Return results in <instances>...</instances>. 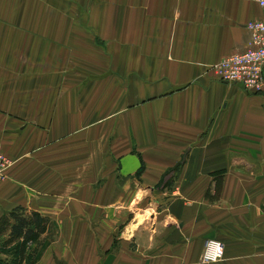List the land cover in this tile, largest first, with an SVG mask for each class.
<instances>
[{
  "label": "crops",
  "instance_id": "obj_1",
  "mask_svg": "<svg viewBox=\"0 0 264 264\" xmlns=\"http://www.w3.org/2000/svg\"><path fill=\"white\" fill-rule=\"evenodd\" d=\"M263 18L255 0H0V217L49 220L24 264H204L209 239L214 264H264V88L211 70Z\"/></svg>",
  "mask_w": 264,
  "mask_h": 264
},
{
  "label": "built area",
  "instance_id": "obj_2",
  "mask_svg": "<svg viewBox=\"0 0 264 264\" xmlns=\"http://www.w3.org/2000/svg\"><path fill=\"white\" fill-rule=\"evenodd\" d=\"M264 10V0H255ZM251 38L248 48L244 52L236 53L222 59L211 67L219 81L227 84H239L244 90L261 92L264 88V18L248 24ZM12 161L2 150L0 142V183L7 179ZM224 246L216 239H209L205 243L202 263L214 264L223 259Z\"/></svg>",
  "mask_w": 264,
  "mask_h": 264
},
{
  "label": "trees",
  "instance_id": "obj_3",
  "mask_svg": "<svg viewBox=\"0 0 264 264\" xmlns=\"http://www.w3.org/2000/svg\"><path fill=\"white\" fill-rule=\"evenodd\" d=\"M218 177L223 172L216 174ZM13 213L0 217V264H24L28 258L29 250L46 232L49 220L33 212L26 214L21 229H17L13 222Z\"/></svg>",
  "mask_w": 264,
  "mask_h": 264
},
{
  "label": "rangeland",
  "instance_id": "obj_4",
  "mask_svg": "<svg viewBox=\"0 0 264 264\" xmlns=\"http://www.w3.org/2000/svg\"><path fill=\"white\" fill-rule=\"evenodd\" d=\"M84 45V44H83ZM99 45L101 46V44H100V42H99ZM84 51V50H83ZM85 52H83V55H82V59H81V62H85V63H88L89 62V60H88V58H89V56H86L85 54H84ZM94 57H97L96 55H94ZM99 57L100 56H98L97 57V59L99 60ZM95 72H99V71H95ZM71 73V75H70V77L71 78H73V75H76V78H79L80 80H79V86H77V89H79L78 90V92H81V94L83 95V94H86V95H88V97L90 96V94H89V89H90V87H91V85L93 86V90H97V93L100 91V89H101V87H102V83L101 84H99V80H97V81H95V79H90V78H88L85 74H86V72H85V70H83V71H81V72H79V71H76V70H73V71H71L70 72ZM78 73H80V74H78ZM97 74V73H96ZM66 77H68V76H66ZM68 88V87H67ZM71 91H73V89H74V87L73 86H71ZM34 90H36V89H34ZM28 91H30V90H27V89H22V91H19V94H24L23 95V97H25L26 96V99H23L22 101H20V102H18V106H19V111H20V118L21 119H19V121H21L23 124H25L26 122H27V118L25 117V116H28L27 114H28V108H30V106H29V98L27 99V95H26V93L28 92ZM66 91H68V89L66 90ZM72 93V92H71ZM105 99H106V96L105 95H103L102 96V98H101V100H100V102L99 103H97V106H96V109H97V117L95 118V119H93L92 120V125H103V124H105L106 123V119L105 118H100V116H103L104 115V113H105V111H106V104H105ZM89 101L88 102H84L83 103V110H86V109H88V107H89ZM35 107V106H34ZM35 110H37V108L35 109ZM59 120L58 119H55V118H50L49 120H48V125L49 126H53V125H57V122H58ZM84 121V120H83ZM2 142V141H1ZM2 144V143H1ZM2 150H3V148H2ZM4 152V151H3ZM8 154V153H7ZM6 154V156L12 161V163L14 164V160H12L11 159V156L8 154L7 155ZM13 164H12V166H13ZM11 169V168H10ZM9 169V170H10ZM9 172V171H8ZM9 177V174L7 175V178ZM1 211H3V207H0V215H1ZM26 209L25 208H17V209H14L12 212H14L13 213V216H12V222H13V224H14V226L17 228V229H21V227L23 226V224H22V222H23V220H24V216L26 215ZM11 212V213H12ZM7 214H9V213H7ZM0 244H2V241H0Z\"/></svg>",
  "mask_w": 264,
  "mask_h": 264
}]
</instances>
